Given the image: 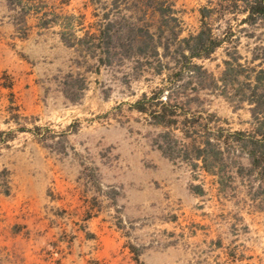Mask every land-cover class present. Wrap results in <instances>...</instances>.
<instances>
[{
	"label": "rangeland",
	"instance_id": "1",
	"mask_svg": "<svg viewBox=\"0 0 264 264\" xmlns=\"http://www.w3.org/2000/svg\"><path fill=\"white\" fill-rule=\"evenodd\" d=\"M244 8L0 0V264H264V180L182 147L256 127L220 93L264 68Z\"/></svg>",
	"mask_w": 264,
	"mask_h": 264
},
{
	"label": "trees",
	"instance_id": "2",
	"mask_svg": "<svg viewBox=\"0 0 264 264\" xmlns=\"http://www.w3.org/2000/svg\"><path fill=\"white\" fill-rule=\"evenodd\" d=\"M241 1L244 3L247 18L253 12L264 9V3L260 0ZM219 42V39H211L209 41V53ZM223 64L224 67L220 72L221 82L226 84L227 81H230L229 83L233 82L236 86L231 88L232 92L229 95L226 94L225 90H221L220 93L226 98L235 99L236 104L245 103L248 105L251 119L256 124V127L250 131L235 130L227 132L228 134L225 135V138L219 134V131H221V128H219L218 134L209 132L211 138L204 136L200 140L202 148L192 145L195 141V138L192 137L196 136H190L192 143L188 142L189 144H184L182 147L185 151H191L194 158H199L202 162V168L209 174H216L212 169L217 167L218 173L221 174L217 180L218 184H222L221 178L230 177L227 174V169L230 167L228 164L235 163L232 160L235 158H245L248 172L256 171L255 173L259 174L260 178L264 180V131L261 132L259 130L264 124V68L257 70L246 68L248 72H243L246 69L240 64L231 65L226 60L223 61ZM137 109L142 111L145 108L140 105L137 106ZM155 117L159 119L161 116L157 114ZM222 144H224V147ZM237 168H239L238 165Z\"/></svg>",
	"mask_w": 264,
	"mask_h": 264
}]
</instances>
